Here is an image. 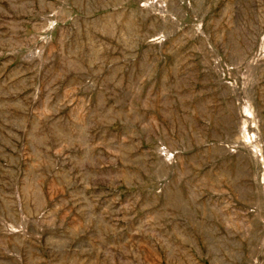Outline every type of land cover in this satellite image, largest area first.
<instances>
[{
	"label": "rangeland",
	"instance_id": "obj_1",
	"mask_svg": "<svg viewBox=\"0 0 264 264\" xmlns=\"http://www.w3.org/2000/svg\"><path fill=\"white\" fill-rule=\"evenodd\" d=\"M0 264H264V0H0Z\"/></svg>",
	"mask_w": 264,
	"mask_h": 264
}]
</instances>
